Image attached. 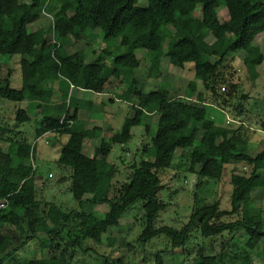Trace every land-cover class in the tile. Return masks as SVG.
I'll return each mask as SVG.
<instances>
[{
    "label": "trees",
    "instance_id": "16d2710c",
    "mask_svg": "<svg viewBox=\"0 0 264 264\" xmlns=\"http://www.w3.org/2000/svg\"><path fill=\"white\" fill-rule=\"evenodd\" d=\"M219 7L228 16L223 21L217 14ZM44 15L51 18L50 25L29 30ZM94 29L100 30L104 43L117 39L116 49L121 51L112 55L108 48L87 45L86 38L96 35ZM260 33H264V0H0V55L20 56V72L26 86L11 87L7 71L0 77V98L37 101L34 115L17 108L14 116L19 124L36 120L35 138L47 132L67 135L56 162L69 169L71 195L79 206L66 211L37 197L32 165L34 146L24 137L16 138L22 131L13 130V136H6L10 130L0 126V201L9 200L8 206L0 209V264L32 239L40 240L39 245L48 256L22 264H74L64 252L81 248L86 241L101 244L108 229L119 224L138 198L146 199L143 208L147 216L139 241L165 234L172 248L184 247L190 242L191 231L197 228L205 238L226 233L233 239L240 234L245 241L259 243L264 238V216L260 205L251 207V203L252 192L264 189V149L251 155L248 140L239 129L208 117L201 104L202 92H197L194 99H175L170 97L167 84L144 91L134 75L145 68L146 76L151 77L162 56H167L172 65L182 69L186 63L193 64L191 91H195L199 81L215 95V83L223 80L218 68L231 52L245 51L243 64L250 78H257V67L264 62V55L258 46L250 49V45ZM208 36H212L211 42H207ZM79 42L85 45L72 51L71 45ZM112 76H120L121 82H126L118 98L129 99L140 110V116L123 119L120 129L108 140L101 137L88 156L82 152L83 142L99 138L101 128L86 127L78 118V111L90 110L91 102L69 96V89L73 85L101 93ZM230 87L234 89V85ZM142 118L147 119L144 130L148 137L141 148L143 158L138 165H132L127 180L116 187L113 180L118 167L106 157L113 145L131 139L132 127L140 125ZM150 121L155 123V129ZM178 149H189L188 170L199 179H221L226 154L251 169L231 175L229 210H221L218 203L202 205L179 229H151L153 217L163 207L156 197L160 187L158 172L172 165ZM103 203L109 209L99 216L95 207ZM233 216L236 217L227 219ZM42 222L48 225L47 242L37 234ZM16 226L26 232L24 238L17 234ZM108 240L112 247L115 240ZM236 247L225 253L228 259L200 250L190 264H259L246 242ZM116 264L124 263L118 260Z\"/></svg>",
    "mask_w": 264,
    "mask_h": 264
},
{
    "label": "rangeland",
    "instance_id": "374dc122",
    "mask_svg": "<svg viewBox=\"0 0 264 264\" xmlns=\"http://www.w3.org/2000/svg\"><path fill=\"white\" fill-rule=\"evenodd\" d=\"M196 14L198 15L199 12H196ZM217 14L221 21L228 17L226 11L220 7L217 8ZM50 23L51 18L49 15H44L41 20L31 24L29 30L30 27L35 29L39 26H49ZM94 32L96 34L94 37L86 38L87 45H92L95 48L99 45L100 49H103L102 47L108 48L112 55L121 51L116 49L119 43L117 39L104 43L101 40L100 30L94 29ZM206 40L211 42L212 36H208ZM84 45L82 42L73 43L71 50H77ZM255 46H258L264 55V33L256 36L250 45V49ZM140 52L138 51V54ZM245 54L246 52L243 50L228 54L223 64L218 68L223 80L215 83V95H212L199 81L195 84V91H191L189 82L193 80V64L186 63L185 68L182 69L172 65L167 56H162L159 67L153 71L151 77L146 76L145 68L141 69L139 74L136 71L134 76L139 80L140 87L145 91L157 89L161 83L167 84L170 97L175 99L180 97L194 99L197 92H202L204 99L201 104L203 106L206 104L207 116L218 124L239 129L241 134L248 140V152L251 155H255L264 149V62L257 67V78L252 80L243 64ZM19 59L20 56L18 54L0 55V77L6 75L5 65L12 73L10 86L17 89H26L20 75ZM87 61H92V57L89 56ZM107 61L109 62V59ZM37 80L39 81V79ZM231 85H234L233 90L230 87ZM126 86V82L122 83L120 81V76H112L111 81L105 85L106 93L99 97L104 99V105L102 106L100 102L98 105L101 108L93 105L90 110H86L88 112L81 113L86 127L95 126L94 124L98 123L97 120H101L98 124L103 126L104 129V133L99 138L84 140L82 146L84 154L92 155L94 147L100 142V138L105 137L104 139L108 140L112 133L120 129L123 119L140 116L139 109L127 112L124 102L119 98L117 101L113 100L114 97L119 96L123 92ZM222 86L225 87V91H222ZM111 92L113 93L111 94ZM68 94L74 95L75 92L69 91ZM90 96L87 93L85 95L87 98H90ZM225 98H228L226 102L223 101ZM94 100L96 101V99ZM109 100L115 101L114 104H109ZM104 106H108L111 110L119 107L120 110H116V115L113 111L106 113L107 111L103 112ZM17 108H23L34 114L36 112L33 99L14 102L0 98V126L10 130L11 133L5 134L6 136H13V130L22 131V134L16 138L24 137L31 146H34L35 152L32 163L34 164L33 171L37 183V197L45 201L54 202L66 211L78 209V203L72 198L70 191V171L69 169L68 171L63 169L56 162L61 150L60 144L55 143L52 134L35 138L34 128L37 125L36 120L32 119V121L23 124L17 123L14 120ZM101 113L103 115H100ZM227 117L233 119V121L227 123ZM105 118L109 123L102 122V119L103 121L106 120ZM146 123L147 119L142 118L140 125L132 127L131 139L125 144L113 145L106 157L109 162L118 167L116 177L113 180L114 182L116 181V187H119L121 183L127 180L132 165L134 163L138 165L143 158L141 148L148 141L144 130V124ZM151 124V127L155 129V123L151 122ZM67 130L70 131V127ZM66 137L67 135H64L62 140L65 141ZM188 166L189 149H186L176 154L169 168L158 172L160 187L156 192V197L162 202L163 207L153 217L151 229L160 226L179 229L188 221L192 211L202 205L218 203L221 210H229L232 191L230 184L231 175L248 173L251 169L250 166L244 163L234 162L227 154L225 155V168L221 179H199L195 173L188 170ZM50 174L51 176H49ZM114 193L112 192L111 195H114ZM252 197L251 207H254L255 204L260 205L264 216V189L262 192L258 190L253 193ZM145 202V198L136 199L120 218L119 224L110 227L104 234L101 244H92L93 242L86 241L81 248L73 250L68 248L64 252L65 258L70 259L74 264H116L118 260H122L124 264L130 262L135 264H190L191 259L200 250L205 254H218L228 259L225 254L227 251L235 250L237 249L236 245H245L246 242L247 249L252 250L254 253V261L264 264V256L262 255L264 252V238L256 244L249 240L245 241L243 235L241 236L240 234H237V237L233 239L226 233L219 237L205 238L200 235L197 228H194L191 231L189 244L184 247L172 248L169 237L165 234L156 235L147 241H139V237L147 225V216L143 208ZM108 209L109 206L106 203L95 207L99 216H103ZM14 228L17 229V234L21 235V238L25 237V231L18 226ZM47 229L48 225L42 222L37 232L43 242L48 241ZM72 236L73 234L70 235V237ZM107 239L115 240L112 247L108 245L110 240L107 241ZM39 241L37 239L30 240L10 258H7L3 264H22L31 258H40L43 255L48 256L47 250L40 247ZM60 242L63 248L65 240L62 239Z\"/></svg>",
    "mask_w": 264,
    "mask_h": 264
},
{
    "label": "crops",
    "instance_id": "0c3cea01",
    "mask_svg": "<svg viewBox=\"0 0 264 264\" xmlns=\"http://www.w3.org/2000/svg\"><path fill=\"white\" fill-rule=\"evenodd\" d=\"M39 20H41V19H39ZM20 60V59H19ZM4 70L6 71H9V81L11 80V75H12V73H11V71H10V69H7L6 68V66L4 65ZM5 71H3V72H5ZM7 71H6V73H7ZM20 75H21V72H20ZM21 79H22V76H21ZM22 81H23V79H22ZM32 82H34V83H36L37 85H39V82L38 81H34V80H31ZM111 81V77H110V79H109V81H108V83ZM121 81V80H120ZM11 84V83H10ZM105 88L106 87H104V89H103V91L101 92V93H94V92H91V91H88V90H85V89H81V88H79V87H71L70 86V89H69V91H74L75 92V94L74 95H69V96H73V97H76V98H78V99H82V100H86V101H90L91 102V108H92V106L93 105H96L97 107H100L101 108V106H99L98 104L101 102V104H102V106L104 105V99H100L99 97H100V95H103V93H106V90H105ZM15 89H17V88H15ZM77 90V91H76ZM145 91V90H144ZM86 93L87 94H90L91 96H90V98H87V97H85V95H86ZM113 92H111V94H112ZM114 95V94H113ZM118 97L119 96H117V97H114L113 98V100H115V101H117V100H119L118 99ZM94 99H96V101L94 100ZM129 99H127V100H121L122 102H124L125 104H126V108H127V112H129V111H131V110H133V109H137V107H135V106H132V104H131V102H129L128 101ZM24 101H27V99L26 100H24ZM99 101V102H98ZM114 101V102H115ZM36 102L37 101H35V104H36ZM98 102V103H97ZM114 102L112 101V100H109V104L110 103H112V104H114ZM97 103V104H96ZM204 106H206V104L204 105ZM105 108H103L104 110H103V112H105V111H107L106 113H109V111H113V113H115V115L117 114L116 113V110L117 111H119L120 110V108L119 107H117L115 110H111V108H109L108 106H104ZM129 107H131V108H129ZM84 112H88V111H86V110H79L78 111V118L79 119H81L82 121H84V117H82L81 116V113H84ZM30 113V112H29ZM36 113V112H35ZM30 114H34V113H30ZM89 115H92V114H89ZM100 115H103V113H101ZM102 118H103V116H101ZM100 118V117H99ZM106 119V118H105ZM97 122L98 123H100L101 122V120H97ZM102 122L103 123H109L108 122V120L106 119V120H104L103 121V119H102ZM98 123H96V124H94L95 126H98V127H100L101 128V134L102 133H104L103 132V126H100ZM84 124H85V121H84ZM47 134H52V136L54 137V141H55V143L56 144H60V147H61V145H62V143L64 142L63 140H62V138H63V136H56V134H54L53 135V133H44L43 135H41V136H39V137H36V138H40V137H43V136H46ZM101 136V135H100ZM67 138V137H66ZM103 138H105V137H103ZM45 143L47 144V141L45 140ZM98 146V145H97ZM96 147V146H95ZM178 151V152H177ZM176 151V154L177 153H179V152H181V150H177ZM176 156V155H175ZM35 183H36V181H35ZM36 186H37V183H36ZM258 190H254L253 192H252V194L253 193H255V192H257Z\"/></svg>",
    "mask_w": 264,
    "mask_h": 264
},
{
    "label": "built area",
    "instance_id": "2783aa9c",
    "mask_svg": "<svg viewBox=\"0 0 264 264\" xmlns=\"http://www.w3.org/2000/svg\"><path fill=\"white\" fill-rule=\"evenodd\" d=\"M71 86H73V85H71ZM221 89H222V91H225V87L224 86H222ZM231 121H233V119H230V118L227 117L226 122L229 123ZM71 125H72V122L70 121L68 127H71ZM32 165H33V168H34V164L33 163H32ZM49 176H51V174ZM8 204H9V200L7 198H3L0 201V209L6 208L8 206Z\"/></svg>",
    "mask_w": 264,
    "mask_h": 264
}]
</instances>
